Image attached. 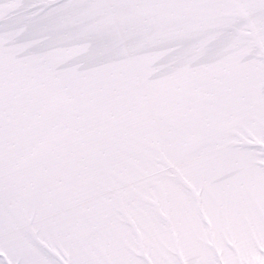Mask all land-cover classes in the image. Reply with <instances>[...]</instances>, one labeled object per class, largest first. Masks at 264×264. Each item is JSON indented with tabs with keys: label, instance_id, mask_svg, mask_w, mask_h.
<instances>
[{
	"label": "snow or ice",
	"instance_id": "6c2138e0",
	"mask_svg": "<svg viewBox=\"0 0 264 264\" xmlns=\"http://www.w3.org/2000/svg\"><path fill=\"white\" fill-rule=\"evenodd\" d=\"M0 264H264V0H0Z\"/></svg>",
	"mask_w": 264,
	"mask_h": 264
}]
</instances>
